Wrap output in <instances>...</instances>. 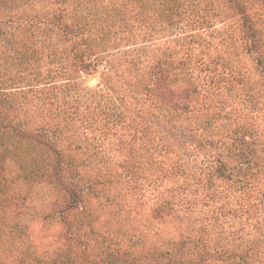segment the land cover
I'll return each instance as SVG.
<instances>
[{"label": "rangeland", "instance_id": "374dc122", "mask_svg": "<svg viewBox=\"0 0 264 264\" xmlns=\"http://www.w3.org/2000/svg\"><path fill=\"white\" fill-rule=\"evenodd\" d=\"M0 264H264V0H0Z\"/></svg>", "mask_w": 264, "mask_h": 264}, {"label": "water", "instance_id": "95a60500", "mask_svg": "<svg viewBox=\"0 0 264 264\" xmlns=\"http://www.w3.org/2000/svg\"><path fill=\"white\" fill-rule=\"evenodd\" d=\"M93 80H94V79H93ZM93 80H92V81H93Z\"/></svg>", "mask_w": 264, "mask_h": 264}]
</instances>
